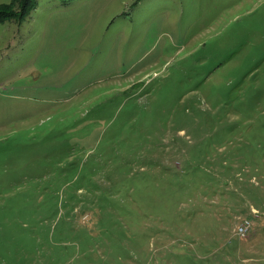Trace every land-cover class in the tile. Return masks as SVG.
I'll return each mask as SVG.
<instances>
[{"label": "rangeland", "instance_id": "374dc122", "mask_svg": "<svg viewBox=\"0 0 264 264\" xmlns=\"http://www.w3.org/2000/svg\"><path fill=\"white\" fill-rule=\"evenodd\" d=\"M22 4L0 264H264V0Z\"/></svg>", "mask_w": 264, "mask_h": 264}, {"label": "trees", "instance_id": "16d2710c", "mask_svg": "<svg viewBox=\"0 0 264 264\" xmlns=\"http://www.w3.org/2000/svg\"><path fill=\"white\" fill-rule=\"evenodd\" d=\"M21 2L23 3L22 5H20V7L18 8V15L22 14L23 13V8L28 6V5H31L32 2H34V0H21ZM20 2H18L19 4ZM2 13V16L3 15H6V13L4 14V12H0V14Z\"/></svg>", "mask_w": 264, "mask_h": 264}, {"label": "built area", "instance_id": "2783aa9c", "mask_svg": "<svg viewBox=\"0 0 264 264\" xmlns=\"http://www.w3.org/2000/svg\"><path fill=\"white\" fill-rule=\"evenodd\" d=\"M246 224H248V222L245 221L244 222V225H241L239 229L242 231L244 229V227H245Z\"/></svg>", "mask_w": 264, "mask_h": 264}]
</instances>
